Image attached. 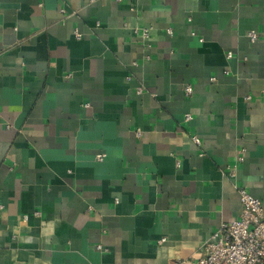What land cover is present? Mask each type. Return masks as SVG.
I'll use <instances>...</instances> for the list:
<instances>
[{
    "label": "crops",
    "instance_id": "obj_1",
    "mask_svg": "<svg viewBox=\"0 0 264 264\" xmlns=\"http://www.w3.org/2000/svg\"><path fill=\"white\" fill-rule=\"evenodd\" d=\"M237 185L264 206V0H0V264H197Z\"/></svg>",
    "mask_w": 264,
    "mask_h": 264
},
{
    "label": "built area",
    "instance_id": "obj_2",
    "mask_svg": "<svg viewBox=\"0 0 264 264\" xmlns=\"http://www.w3.org/2000/svg\"><path fill=\"white\" fill-rule=\"evenodd\" d=\"M170 32V30H168ZM148 35L146 30L142 33ZM251 41L257 39L255 30L248 32ZM141 89L138 88L139 92ZM192 88L187 85L185 94L189 95ZM190 115H186L189 119ZM199 142L197 136H193ZM98 160L103 155L96 156ZM242 160V157L239 158ZM231 177L235 169L229 170ZM241 203L238 219L222 222L219 227L204 241L202 255L197 259V264H262L264 261V206L262 201L252 195L243 185L236 186ZM1 208V205H0ZM26 218V216L24 217ZM100 246V245H98ZM178 264V263H174Z\"/></svg>",
    "mask_w": 264,
    "mask_h": 264
}]
</instances>
